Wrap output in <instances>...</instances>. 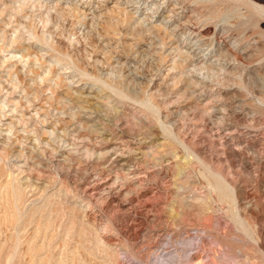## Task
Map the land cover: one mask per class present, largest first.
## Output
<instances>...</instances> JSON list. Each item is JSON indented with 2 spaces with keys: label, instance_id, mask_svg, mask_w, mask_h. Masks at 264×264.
<instances>
[{
  "label": "rangeland",
  "instance_id": "1",
  "mask_svg": "<svg viewBox=\"0 0 264 264\" xmlns=\"http://www.w3.org/2000/svg\"><path fill=\"white\" fill-rule=\"evenodd\" d=\"M0 264H264V0H0Z\"/></svg>",
  "mask_w": 264,
  "mask_h": 264
}]
</instances>
